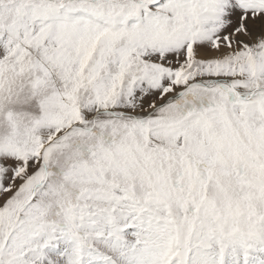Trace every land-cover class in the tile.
Listing matches in <instances>:
<instances>
[{
	"label": "snow or ice",
	"instance_id": "1",
	"mask_svg": "<svg viewBox=\"0 0 264 264\" xmlns=\"http://www.w3.org/2000/svg\"><path fill=\"white\" fill-rule=\"evenodd\" d=\"M0 264H264V0H0Z\"/></svg>",
	"mask_w": 264,
	"mask_h": 264
}]
</instances>
